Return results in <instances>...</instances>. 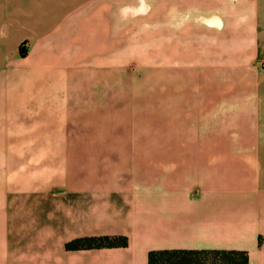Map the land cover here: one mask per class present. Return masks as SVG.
<instances>
[{
	"label": "crops",
	"instance_id": "crops-1",
	"mask_svg": "<svg viewBox=\"0 0 264 264\" xmlns=\"http://www.w3.org/2000/svg\"><path fill=\"white\" fill-rule=\"evenodd\" d=\"M142 3L0 6V264H149L180 249L264 264V0ZM132 63L194 68V118L180 102L154 113L194 120V135L149 133V92L120 109L114 78ZM103 236L129 245L66 250Z\"/></svg>",
	"mask_w": 264,
	"mask_h": 264
},
{
	"label": "rangeland",
	"instance_id": "rangeland-1",
	"mask_svg": "<svg viewBox=\"0 0 264 264\" xmlns=\"http://www.w3.org/2000/svg\"><path fill=\"white\" fill-rule=\"evenodd\" d=\"M105 0H0V6L5 5L7 11L10 13L8 17H11L16 10H26L31 7H47L52 8L55 11L62 10L63 7L69 8L72 13L76 12L77 16H86L89 14L94 7L98 5L99 2ZM110 1V0H109ZM144 4L145 0H140ZM182 5L185 7V11H191L192 3L194 0H180ZM154 3L155 0H151V3ZM194 4V3H193ZM149 8L146 9L148 12ZM145 11V12H146ZM86 14V15H85ZM58 15V14H56ZM194 15L190 13H184L182 22L188 23L190 18L193 19ZM11 21H14L13 17ZM20 22H24V19H20ZM28 24L21 32L31 35V28H29L30 20H26ZM87 25L93 27L95 21L91 20L86 21ZM26 48V46L24 47ZM26 55V53L24 54ZM132 63L129 67L123 68L120 67L119 74L114 78V86L119 88V107L127 108L125 109L126 114L128 111H131V106L126 105V102H131L130 96L134 92H149V97L151 99V113L152 119L150 125L148 126V132L151 134H183L186 136L194 135V120L184 119V123L181 125L174 124L176 119L169 120L170 124H159L164 122L162 120H156L154 113H157L156 109L161 108L162 105L173 104L175 107H179L180 102L182 109L183 118L189 116L194 118V68L188 65L189 67H171L173 70H162V67H151L143 68L138 67ZM147 69V70H143ZM175 70V71H174ZM83 81L79 82L80 85H86L88 87V92H94L95 85L101 84L100 78H96L94 75H89ZM12 98V95H6L3 97V101L8 102ZM7 99V100H6ZM160 106V107H159ZM180 106V107H181ZM188 111V112H186ZM193 114V116H191ZM127 116H124V121ZM122 120L120 114V121ZM193 121V124L189 122ZM180 122V121H179ZM2 127V126H0ZM146 128V127H145ZM94 128H92L93 130ZM121 129V128H120Z\"/></svg>",
	"mask_w": 264,
	"mask_h": 264
},
{
	"label": "trees",
	"instance_id": "trees-1",
	"mask_svg": "<svg viewBox=\"0 0 264 264\" xmlns=\"http://www.w3.org/2000/svg\"><path fill=\"white\" fill-rule=\"evenodd\" d=\"M25 53L21 49V55ZM129 240L124 236L85 237L66 244L68 252L93 249L126 248ZM149 264H249V254L240 251L222 250H162L152 251Z\"/></svg>",
	"mask_w": 264,
	"mask_h": 264
}]
</instances>
